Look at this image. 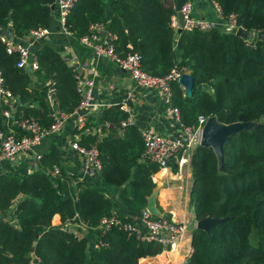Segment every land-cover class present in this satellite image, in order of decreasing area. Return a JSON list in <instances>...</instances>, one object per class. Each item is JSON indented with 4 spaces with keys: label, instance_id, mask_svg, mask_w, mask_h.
Listing matches in <instances>:
<instances>
[{
    "label": "trees",
    "instance_id": "trees-1",
    "mask_svg": "<svg viewBox=\"0 0 264 264\" xmlns=\"http://www.w3.org/2000/svg\"><path fill=\"white\" fill-rule=\"evenodd\" d=\"M224 19L252 35L244 39L218 29L208 32L177 33L171 26L176 0H77L66 19V28L75 38L87 33L88 25L103 22L117 40L121 55L135 52L142 69L163 77L172 69H184L194 78L191 97L178 83H172V102L186 126L197 124L198 116L214 117L223 125L253 122L256 126L227 139L224 168L212 149L198 146L191 157L193 180L191 203L197 221L224 219L209 232L194 229L193 253L187 264H264V0H214ZM56 0H0V29L8 22L16 34L47 29ZM110 7L111 15H105ZM40 80L38 97L29 95V75L16 68L17 56L8 55L0 40V73L3 86L20 98L16 116L37 117L43 125L50 120L44 83L53 80L56 108L73 112L81 97L76 91L72 70L59 50L43 46L37 52ZM44 98V99H43ZM39 105L37 109L30 103ZM6 106L0 102V114ZM127 114L115 107L105 112L110 135L87 137L85 145H95L101 162V182L119 188L123 206L137 212L147 204L155 185L151 177L159 171L155 163L138 160L143 141L135 127L120 122ZM83 144V142H82ZM40 169L22 178L0 176V213H6L18 196L13 221L0 220V264H138L163 250L154 243L140 241L125 232L110 230L98 249L76 230L52 227L55 215L61 223H79L93 229L109 214L110 203L103 191L85 185L77 177L62 172L52 177L48 168L60 165L56 150L43 155ZM43 169V171H41ZM174 170V169H173ZM96 240L100 239L98 232ZM38 260V263L35 261Z\"/></svg>",
    "mask_w": 264,
    "mask_h": 264
},
{
    "label": "crops",
    "instance_id": "crops-1",
    "mask_svg": "<svg viewBox=\"0 0 264 264\" xmlns=\"http://www.w3.org/2000/svg\"><path fill=\"white\" fill-rule=\"evenodd\" d=\"M212 1L213 0H192L194 10L193 16L222 26L226 24L225 19L216 11ZM54 6V13L51 16L49 27L47 28L48 34L44 37L40 39H28L24 36L26 33L16 34L12 28L11 22L7 23L6 28L0 29V37L4 36L14 44H23L29 47L32 54L36 57L37 52L43 46H48L53 50H59L61 57L65 60L70 70L74 69L81 79L93 81L91 98L94 104L101 106H95L84 113L87 119L83 128H78L76 125V118L72 117L65 123L60 134L45 138L39 146L15 160L0 162V176L12 174L14 177L22 178L25 175H30L40 169V160L38 161L35 159V156L38 155L42 157L50 151L56 150L60 156V165L53 166L59 168L60 174L64 172L77 177L78 180L82 182L79 183V188L89 185L103 191L106 200L110 203L108 215L115 214L122 219L138 221L140 210L133 212L127 210L123 206L119 197V188L103 184L101 182V173L85 175L82 172L81 159L75 151L70 149V144L77 141L82 146H94L96 148L93 144L85 145L86 142L83 140H87V137H98V139H102L110 135L109 127L112 126L108 121H104L103 118L105 112L115 107H119L121 111L126 113L127 116L133 120L132 126L137 129L140 137L144 131L152 129L159 135L169 138H178L180 137V133L178 131V125L173 117L172 109L174 106L172 99L166 101L161 98L157 92L153 91L134 90L131 79L125 72L121 71L108 60L97 58L88 51L80 48L78 38L72 35H66L59 30L57 8L56 5ZM105 15L107 17L111 15L110 7L105 8ZM23 71L27 73L30 78L29 95L38 97L41 86L37 73L40 72L44 74V72L39 68V65L37 69L33 70V73L28 72L26 69H23ZM129 92L132 93L131 98H129ZM16 99L18 105L15 109L13 107L10 111L11 120H7L3 116V111L7 110L8 107L0 114V132L4 135H7L10 131H15L18 135L23 134L12 125V121L23 117V114L16 116V110L21 106L20 98L16 97ZM44 102L46 108H49L45 100ZM124 105L127 106L128 112L124 110ZM37 106L39 115H42V109L39 108V105L33 102L29 104V107L34 109H37ZM120 128L117 136H122L124 129L121 125ZM193 153L194 151L179 154L171 161L169 166L166 168H159V171L151 177V181L155 185L154 190H157L155 199L156 209L163 214L165 218L186 224L187 232L173 252L162 251L154 257L140 259L138 264H187L186 258L192 246V232L196 229L198 222L195 218L194 208L190 198L193 187L190 160ZM138 162H143L141 156ZM51 167L48 169L50 170ZM41 171H43V169H41ZM22 197L23 196L20 195L13 200L3 216H1L0 213V220L13 221L15 219L14 211L18 201ZM51 225L52 227L68 230L71 233L76 230L81 231L76 223L65 222L62 224L58 215L53 217ZM91 231L92 232L89 231L92 233L90 245L93 247L97 240L96 234L94 235L96 232H94V230ZM35 261L38 263L36 258Z\"/></svg>",
    "mask_w": 264,
    "mask_h": 264
},
{
    "label": "built area",
    "instance_id": "built-area-1",
    "mask_svg": "<svg viewBox=\"0 0 264 264\" xmlns=\"http://www.w3.org/2000/svg\"><path fill=\"white\" fill-rule=\"evenodd\" d=\"M77 0H57V22L58 28L66 35H71L66 28V19L73 5ZM216 11L221 15L219 5L212 1ZM182 16V27L179 26L177 14ZM224 25L220 26L216 23L208 22L202 18L193 16L192 0H185L181 7L177 9L172 17L171 26L177 32L179 29L184 32L201 31L208 32L213 29H218L223 33H233L238 30L234 22V17L231 15L225 19ZM48 34L47 29H35L24 34L28 39H40ZM1 42L4 45L8 55H16V68L26 69L32 72L38 68L37 57L32 54L30 48L23 44H14L8 38L1 36ZM117 37L111 33L106 24L103 22H93L88 25L86 35L78 38L80 48L88 51L97 58H103L114 64L121 71L125 72L131 79L134 90H147L157 92L161 98L168 101L172 99L173 92L171 89L172 83L179 84V78L182 74H186L184 69L174 68L163 77L154 76L142 69L141 57L135 52L121 55L117 52L116 41ZM73 77L76 82V91L81 97L77 108L71 113L60 112L56 108V88L53 80L46 82L45 101L48 104L50 112L48 118L50 123L43 125L36 117H20L12 121V125L23 134L18 135L15 131H10L7 135L0 132V162L12 161L21 155L33 150L39 146L41 142L48 137L56 136L61 133L65 123L72 117L76 118L78 128H83L86 124L87 117L85 112L95 106L91 98L93 81L81 79L74 69H72ZM129 92V98L132 97ZM8 107L3 111V116L7 120H11V109L18 105L16 97L3 86V78L0 73V102ZM127 105V104H126ZM124 105V110L127 111V106ZM173 117L178 125L180 137L169 138L159 135L154 130L149 129L141 134L143 141V151L141 160L143 162L155 163L159 168H166L171 161L179 154L192 152L200 146L201 134L203 126L207 122L204 116H198L197 124L186 126L182 123L178 109L173 108ZM124 129L133 125V120L128 117L120 122ZM70 149L75 151L81 159V170L85 175L100 174L101 162L99 153L94 146L85 147L77 141L70 144ZM41 156H35V159L40 160ZM52 177L60 175L59 168L53 166L47 171ZM76 225L81 229V235L85 236L89 231L94 230L100 235V239L96 241L93 248L98 249L104 246L102 237L110 230L125 232L128 235L134 236L140 241L154 243L162 248V250L173 252L183 239L187 232L186 224L175 222L172 219L153 216L146 208L139 211L138 221L119 218L115 214L104 216L100 219L97 227L90 229L85 225L76 222Z\"/></svg>",
    "mask_w": 264,
    "mask_h": 264
},
{
    "label": "water",
    "instance_id": "water-1",
    "mask_svg": "<svg viewBox=\"0 0 264 264\" xmlns=\"http://www.w3.org/2000/svg\"><path fill=\"white\" fill-rule=\"evenodd\" d=\"M185 0H176L177 9L181 7ZM55 6L52 5L51 10H54ZM179 20V26L182 27V16L180 13L177 14ZM181 29L177 31V33H181ZM236 36H239L244 39H251L252 35L242 28H238L235 32ZM258 38L264 40V34L258 33ZM179 85L184 91L186 97H191L194 88V78L190 74H182L179 78ZM256 126L253 122H243V123H232L229 125H223L216 121L214 117L209 118L206 124L203 126L200 146L204 148L212 149L218 161V169L224 168V145L227 139L232 138L242 132H247L253 129ZM156 192L154 190L152 194L147 198L146 209L153 215L159 218H162L164 215L161 214L155 207V199ZM224 219H203L197 222L196 229L202 230L205 232H209L214 227L222 224ZM192 244V243H191ZM193 253V248L191 246V250L189 255L187 256V260L191 257Z\"/></svg>",
    "mask_w": 264,
    "mask_h": 264
},
{
    "label": "rangeland",
    "instance_id": "rangeland-1",
    "mask_svg": "<svg viewBox=\"0 0 264 264\" xmlns=\"http://www.w3.org/2000/svg\"><path fill=\"white\" fill-rule=\"evenodd\" d=\"M194 11V10H193ZM194 15H195V13H194ZM244 264H247V263H244Z\"/></svg>",
    "mask_w": 264,
    "mask_h": 264
},
{
    "label": "bare ground",
    "instance_id": "bare-ground-1",
    "mask_svg": "<svg viewBox=\"0 0 264 264\" xmlns=\"http://www.w3.org/2000/svg\"><path fill=\"white\" fill-rule=\"evenodd\" d=\"M174 263V262H173Z\"/></svg>",
    "mask_w": 264,
    "mask_h": 264
}]
</instances>
